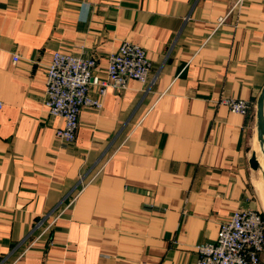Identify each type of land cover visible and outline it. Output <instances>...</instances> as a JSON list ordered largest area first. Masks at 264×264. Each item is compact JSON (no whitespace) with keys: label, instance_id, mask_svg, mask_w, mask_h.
Masks as SVG:
<instances>
[{"label":"crops","instance_id":"obj_1","mask_svg":"<svg viewBox=\"0 0 264 264\" xmlns=\"http://www.w3.org/2000/svg\"><path fill=\"white\" fill-rule=\"evenodd\" d=\"M235 1L0 0V264L80 179L18 264H195L232 212L264 213L249 164L264 0H242L218 25ZM124 42L146 52L147 82L102 97L92 86L102 108L82 109L74 140L60 141L63 120L43 104L52 53L92 57L105 79ZM228 98L248 112L232 113Z\"/></svg>","mask_w":264,"mask_h":264},{"label":"built area","instance_id":"obj_2","mask_svg":"<svg viewBox=\"0 0 264 264\" xmlns=\"http://www.w3.org/2000/svg\"><path fill=\"white\" fill-rule=\"evenodd\" d=\"M242 0H236L230 7L228 14L218 19L222 24L227 16L241 6ZM106 78L95 75L96 60L83 55L67 54L55 51L45 69V97L44 107L52 117L63 120V127L55 131L60 141L72 142L78 128V115L84 108L99 110L102 108L100 100L90 95L93 86L99 97L106 94L108 88L122 91L128 81L136 80L141 84L147 82L150 72V62L142 47L124 42L118 51L109 55ZM17 57H13V64ZM232 113L245 115L250 103L240 99H223ZM78 189L69 199L66 208L70 207L79 193L86 186L83 180L78 181ZM61 205L53 208L48 217L51 222L45 224L43 220L34 226V235L28 241L23 239L15 247L18 249L14 260L10 264H18L26 252L50 230L55 220L64 209ZM23 242H26L23 244ZM197 260L195 264H261L264 254V213L257 210L238 209L232 212L228 221L220 224L215 242L201 243L196 248Z\"/></svg>","mask_w":264,"mask_h":264},{"label":"water","instance_id":"obj_3","mask_svg":"<svg viewBox=\"0 0 264 264\" xmlns=\"http://www.w3.org/2000/svg\"><path fill=\"white\" fill-rule=\"evenodd\" d=\"M256 134L259 142L260 151L264 155V86L262 87L256 104ZM253 170H259L260 165L254 152L249 160ZM263 193H264V171L262 173Z\"/></svg>","mask_w":264,"mask_h":264},{"label":"bare ground","instance_id":"obj_4","mask_svg":"<svg viewBox=\"0 0 264 264\" xmlns=\"http://www.w3.org/2000/svg\"><path fill=\"white\" fill-rule=\"evenodd\" d=\"M254 151L256 153V156H257V159H258V162H259V165H260L259 172H261V175H262V173L264 171V158L261 156L262 152L260 151L259 143L256 145Z\"/></svg>","mask_w":264,"mask_h":264},{"label":"rangeland","instance_id":"obj_5","mask_svg":"<svg viewBox=\"0 0 264 264\" xmlns=\"http://www.w3.org/2000/svg\"><path fill=\"white\" fill-rule=\"evenodd\" d=\"M256 137V136H255ZM258 140H256V143H259L257 142ZM254 144V143H253ZM255 146V145H254ZM255 148V147H254ZM262 264H264V257L262 258Z\"/></svg>","mask_w":264,"mask_h":264}]
</instances>
